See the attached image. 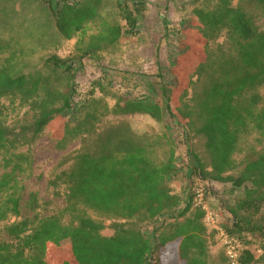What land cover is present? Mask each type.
I'll list each match as a JSON object with an SVG mask.
<instances>
[{
    "label": "trees",
    "instance_id": "16d2710c",
    "mask_svg": "<svg viewBox=\"0 0 264 264\" xmlns=\"http://www.w3.org/2000/svg\"><path fill=\"white\" fill-rule=\"evenodd\" d=\"M52 1L47 5L54 9L56 28L65 39L87 36L97 22L98 0ZM262 6L264 0H207L193 7L181 30L190 34L181 33L189 40L187 50L171 68L174 81L160 85L163 104L151 97L120 96L112 107L94 100L81 109V116L64 121L62 131H53L58 143L91 138L93 147L82 146L60 163L72 161L55 177L65 186L60 211L5 227L13 241L0 243V264H59L55 255L61 251L68 255L61 264H209L204 211L168 185L176 171L172 137L137 134L127 124L97 130L95 122L106 113L146 114L157 121L175 117L184 126L188 168L202 181L241 193L224 207L222 225L237 242L240 260L264 264L263 248L256 257L240 246L241 240H264V26L255 14ZM116 8L122 23L103 22L89 37L83 55H96L138 33L144 0H116ZM188 60L190 69L182 65ZM43 64L58 71L65 61L53 54ZM41 87L40 78H26L16 63L0 67V99L16 98L36 113L18 130L0 118V152L4 167H10L0 176V222L8 214L19 215L18 176L31 165L30 156L16 153V148L30 144L52 120L72 112L69 91L50 85L40 93ZM188 87L191 95L181 101L178 96ZM95 89L94 84L92 94ZM250 135H255L254 142L248 144ZM195 137L202 142L203 154L192 147ZM85 208L119 219L142 215L154 227L147 234L134 225L115 224L113 235L105 236L103 225Z\"/></svg>",
    "mask_w": 264,
    "mask_h": 264
},
{
    "label": "rangeland",
    "instance_id": "374dc122",
    "mask_svg": "<svg viewBox=\"0 0 264 264\" xmlns=\"http://www.w3.org/2000/svg\"><path fill=\"white\" fill-rule=\"evenodd\" d=\"M48 1L51 0H0V67L16 63L19 73L26 78L41 79L40 93H44L45 88L52 85L60 92L69 91L72 104V112L67 111L65 116L52 120L30 144L16 148V153H26L30 156L31 165L18 176L22 186L20 213L17 216L8 214L7 218L0 222V243L13 241L6 233L7 225L54 214L65 206V186L55 177L72 161L63 166H60V163L68 155L75 154L82 146L88 147L87 144L90 146L91 138L83 142L81 137H75L65 144L58 143L53 131L54 133L62 131L65 128L64 121H73L81 116V109L92 106L94 100H102L108 107H112L120 96L151 97L163 104L160 85L174 81L171 68L176 58L187 50L184 44L189 43V40L182 36L184 34L190 37L189 32L181 30L188 24L192 8L207 2V0H144L145 11L138 23V33L134 37L99 51L96 55L87 56L83 55V48L89 43L91 34L96 33L103 22L122 23L116 8V0H98V19L88 28L87 36L79 38L76 35L70 39H65L58 33L54 9L47 5ZM56 1L58 0L52 2ZM255 14L257 23L263 27L264 6L257 9ZM221 41L222 38H219L215 43ZM211 45L215 46L213 43ZM53 54L65 61L61 70L52 71L43 64V61ZM189 61L182 63L183 67L192 68ZM94 84L96 89L92 94ZM260 93H264V86L260 88ZM190 95L191 90L188 87L178 97L182 101ZM56 105L60 106L61 103L58 101ZM0 108L1 120L17 130L20 126L30 124L36 114L30 105L21 104L18 99L11 97L0 99ZM118 124H127L137 134L165 133L172 137L176 171L170 177L168 185L171 191L182 196L184 201L194 200L192 192L195 188L203 189L208 209L216 217L215 225L207 224L203 219L207 227L208 262L225 264L216 228H222L225 222L224 207L232 205L241 193L232 191L229 185L220 186L202 181L188 168V143L185 141L184 126L179 124L175 117L166 116L164 120L157 121L146 114L106 113L99 122H95L97 130ZM254 137L255 135L248 136L247 143L254 142ZM192 142L194 143L192 147L203 154L204 149L199 137H195ZM160 152L161 149H158V153ZM3 157L4 154L0 152V176L10 169L4 167ZM32 194L34 200L31 201ZM85 211L88 216L103 225L101 234L105 236L113 235L115 224L134 225L147 234H151L154 227V222L142 215L119 219L99 214L90 208H85ZM64 218L68 219L67 216ZM240 242L242 250L248 248L256 257L264 249V240L258 238ZM55 256L59 264L64 258H68L62 251Z\"/></svg>",
    "mask_w": 264,
    "mask_h": 264
},
{
    "label": "built area",
    "instance_id": "2783aa9c",
    "mask_svg": "<svg viewBox=\"0 0 264 264\" xmlns=\"http://www.w3.org/2000/svg\"><path fill=\"white\" fill-rule=\"evenodd\" d=\"M194 207L200 208L204 211V220L207 224L216 223V217L210 210L208 209L206 203V197L203 189L197 187L194 189ZM213 225V226H214ZM218 233V238L221 242L223 255L225 258V264H244L240 260V249L232 237H230L222 228H216ZM262 253V250L260 251Z\"/></svg>",
    "mask_w": 264,
    "mask_h": 264
}]
</instances>
